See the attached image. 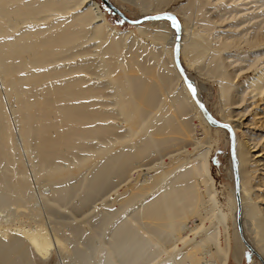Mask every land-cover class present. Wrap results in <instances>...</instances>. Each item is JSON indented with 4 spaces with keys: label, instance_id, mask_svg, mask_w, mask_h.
I'll use <instances>...</instances> for the list:
<instances>
[{
    "label": "bare ground",
    "instance_id": "bare-ground-1",
    "mask_svg": "<svg viewBox=\"0 0 264 264\" xmlns=\"http://www.w3.org/2000/svg\"><path fill=\"white\" fill-rule=\"evenodd\" d=\"M122 1L153 15L172 2ZM167 12L178 20L182 70L216 119L181 58L218 74V120L232 130L242 237L235 231L231 244L210 167L213 142L204 141L212 127L228 130L204 116L178 71L171 18L131 24L144 43L134 30L112 26L96 0H0V264H47L52 250L65 254L70 245L63 229L42 219L36 184L38 192L51 187L50 196L39 195L52 215L76 200L86 207L117 180L130 184L128 195L118 196L113 213L100 210V224L87 232L93 244L77 252L80 264H228L231 257L242 264L246 247L264 264V205L252 186L264 152L240 122L253 111L249 100L264 94V0H185ZM243 45L253 50L240 51ZM163 154L168 167L152 174ZM133 170L143 179H131Z\"/></svg>",
    "mask_w": 264,
    "mask_h": 264
},
{
    "label": "rangeland",
    "instance_id": "rangeland-1",
    "mask_svg": "<svg viewBox=\"0 0 264 264\" xmlns=\"http://www.w3.org/2000/svg\"><path fill=\"white\" fill-rule=\"evenodd\" d=\"M96 1L101 5L102 9L105 11L106 16L109 19V21L111 22L112 26L116 27L117 29H119L121 31L134 30L135 35L138 37V39L145 43V40L143 38H141L139 36V34L136 32V27L134 25H131V24L121 20L118 17V15H116L115 13L110 11L108 8H106V6L102 3L101 0H96ZM110 1L115 6H117L118 8L122 9V11L125 13V15L130 19H138V18L143 17V16L153 15L151 13L145 14L142 11V9L136 7L131 2H124L122 0H110ZM171 1L172 2H170V5L166 9V12L169 11L170 8L178 6L180 3L184 2L185 0H171ZM179 21L181 22L182 20L179 19ZM163 22L167 23V25L169 26V31H172L171 23L167 22V21H163ZM151 25H152L151 23H146V24H143L142 26H151ZM128 42H130V40H128ZM146 43H148V44L150 43L149 45H152L151 42H146ZM243 46L244 47H242L241 48L242 50H240V51H248L249 48H251V51L253 50L252 49L253 47H251L252 45H243ZM185 58L182 56L181 59H183V60H185V62H187V58L186 59ZM251 58H254L253 53H252ZM250 72H251V74H250ZM253 73H254V71L252 69L249 70L246 74H244V76L239 78L236 82L241 81V83H243V80L246 79L247 77L253 76ZM204 97H206V96H204ZM233 98H235V97H233ZM233 98H232V100L235 101V99H233ZM209 99H210V104L208 105L209 109L212 111V113L214 115L216 114L215 116L217 117V119L220 120V117L218 115H220L222 112V106L221 105L216 106V103L218 102V100H217L218 97H216V92H215V96L214 97L210 96ZM251 100H249V102L251 104L247 103L246 105L253 107V111L251 108L249 114L242 117L240 122H242L241 124L242 125L244 124V126H245V128H244V126H242V130L244 129L245 132L247 130H248V132L250 131L249 133L246 132V136H248L250 138H258V142L260 141L259 142L260 145H259L258 149L260 150V148H262L261 150H263V151H261V150L260 151L264 152V139H263V137H264V135H263L264 134V94L260 95L257 99L252 100V102H251ZM6 103L7 102H5V104ZM6 105H9V104H6ZM244 108H246V107H244ZM233 110L239 112V110H235V109H233ZM9 112H10V110H9ZM237 112H236V114L240 115V113H237ZM10 116L12 119L11 113H10ZM236 119H239V118L235 117V120ZM252 120L254 121V124H253ZM235 124H236V122H235ZM212 128H213L212 131L210 132V134L207 136V138L204 141H205V143L213 142V144H212L213 152H212V155L210 157V167H211V172H212V175H213V178L215 181V188L217 190V200H218L219 207H220V209H218V211L222 210L224 212V214L228 217L227 232H228L229 236L231 237V244H233V240H234L233 237H234L235 231H237L239 233L240 238L242 236H241L239 228H238L239 205H238V201H237V192L235 190V185H234V182H235V180H234V167H235V165H233L232 160H231L230 133H229V131H225L223 129H217L215 127H212ZM240 133H241V130H240ZM250 135H252V136H250ZM179 147H181V146H179ZM174 148L178 149L176 147H174ZM175 149H171V150L175 151ZM262 154H263V158H264V153H262ZM163 156H164L163 157V160H164L163 164L158 167L159 169L157 168L154 171H152V174L154 172H158L160 169L167 168L168 167V161L170 160L169 159L170 157L175 158V159L188 157V156H186V154L184 156L183 154L181 155V154H177V153H174L171 156L169 155L170 156L169 158L166 157L165 154H163ZM181 156H183V157H181ZM157 161L158 160H155V162H157ZM142 169H144L142 171V174L148 173L147 171H145V169H146L145 167ZM258 172H262V171H258ZM138 173H140V171L133 170L130 173V175L132 174V176H130L131 179L137 178L136 180H142L144 176L140 175L141 178H138L139 177ZM262 173H255L253 175L254 180L252 181V183H253L252 186L254 187L255 193H257L260 196L262 195L260 197L259 201H260L261 205H264V181H262L264 179V176H263L264 173L263 174ZM261 181L263 182V184L261 183ZM117 182H122V181L121 180L115 181V184L113 185L114 188H110L111 190L108 189L110 192L108 190L104 191L101 195H99V197H96L88 205H86V207L80 208V206H78L79 207L78 208L77 207L78 201L76 200L77 203H76V201H74L73 204L71 203V204L67 205L68 207L65 208L66 210L65 209L64 210L54 209L55 211L50 210L52 215L50 213L49 214L52 216V219H51V217H49L50 215L47 213V212H49V210L46 211V206L42 201L43 196L41 197L39 195L40 193L42 194V192H44L43 193L44 195L50 196L51 192H52L51 187L47 186L45 188L44 186H42L41 191L38 192L37 190H39L38 189L39 187L36 186L37 184L35 185V182H34L35 186L34 185L33 186L36 188V191H34L35 192V198H36L37 202L39 203L38 206H39V209L42 213V219L45 220L47 226H49V227L52 223L53 225H58V227H60L61 230L63 229L64 230V231L62 230L63 237L65 239V236H66L68 239V240H66V241H68L67 244L70 243V245H67L68 248H67L65 254L66 253H68V254H66V255L64 254V252L62 253L59 251L52 250L50 257L47 260L48 261L47 264H66V263L67 264H80L79 260L77 259V258H79V256L77 255L78 254L77 252H79V251L83 252L93 244V240H92L93 238L90 237L91 236L90 234L93 231L92 229H95L100 224L99 219L101 221V219H102L101 215H102L103 211L108 212V209H110V207H111V210H109V212L111 211V213H113L114 211L119 209L118 207L120 206V203L118 204V202H117L118 196L121 195L120 198H123L126 194L128 195V192H126V191H127V189H129L130 184L127 186L128 182L127 183L125 182V184L121 183L122 185L120 186V185H117V184H120ZM258 183H259V185L262 184V186H258ZM234 190H235L236 194L233 196L232 191H234ZM116 191H119V192H117V194H116ZM107 192H108V194H107ZM118 193H120V194H118ZM152 197H154L153 194H150L144 199V201H150ZM233 200H234V202H233ZM239 201H240V208H241L240 197H239ZM74 205H76L75 208L73 207ZM234 205H236V210H237V211L235 210V212L233 211ZM89 206L91 209L92 208L93 209L91 210L89 208ZM94 208H95V210L96 209L97 210L95 211ZM102 208L104 210H102ZM87 210H88V212H87ZM100 210H102V213L100 212ZM13 213H14V211H13ZM233 216H235V221L232 218ZM49 218L52 221H50ZM24 219H25L24 221L27 220L29 222L28 218H24ZM241 221H242L241 226L243 227L242 228V235L244 237V240L248 244H250V243H252V241H251L252 236L249 232L246 231V229L243 225L244 219H241ZM53 222H55V223H53ZM85 225H86V227H85ZM89 230L91 232H89ZM77 231L78 232L79 231H83V232L86 231V233L84 232V234H86V235L85 236L82 235L83 232H81V234L79 233V236H78ZM73 232L74 233L76 232L77 234H74ZM87 232H89L90 234ZM242 242L245 243L244 241H242ZM90 243H92V244H90ZM78 245L82 248H80ZM72 246H73V248H72ZM75 247H77V248H75ZM78 247H79V249H78ZM255 250L257 252H259L257 249H255ZM254 260L257 262V264H261L260 261L255 257V255H253L251 253V251H249L248 248L246 247V256L244 258L243 264H253ZM228 264H236V263L234 262V260L231 257L228 260Z\"/></svg>",
    "mask_w": 264,
    "mask_h": 264
},
{
    "label": "water",
    "instance_id": "water-1",
    "mask_svg": "<svg viewBox=\"0 0 264 264\" xmlns=\"http://www.w3.org/2000/svg\"><path fill=\"white\" fill-rule=\"evenodd\" d=\"M102 2L106 6V8L111 10L113 13L117 14L118 17H120L121 20H123V21H125L127 23H130V24H138V23H141V22L146 21V20L161 19V18H164V17H167V16L169 18H173L174 17L176 19V21H177V23L175 24V28H176V42L174 43V47H173V58H174V62H175V65H176L178 71L180 72L182 78L184 79L187 87L190 89V92L192 93L193 97L195 98V93L192 90L191 83H190L189 79L187 78V76L185 75L184 71L182 70L181 64H180L179 59H178L177 50H178V38H179V34H180V29H179V24H178V20H177L176 16L174 14L170 13V12H164L162 14H157V15L143 16V17H140L138 19H130L126 15H124L120 10H118L113 4L108 2L107 0H102ZM196 103L198 104L199 108L204 112V116L212 124L227 129L229 131L230 135L232 136V130H231V127L229 125H226L225 123H223V122L219 121L218 119L214 118L209 112L205 113L204 107L200 104V102L197 99H196ZM230 153H231V160H232V163H233L234 154H233L232 139L230 140ZM234 180H235V182H234L235 189H237L238 188V178H237L236 169H234ZM238 228L240 229L239 221H238Z\"/></svg>",
    "mask_w": 264,
    "mask_h": 264
},
{
    "label": "crops",
    "instance_id": "crops-1",
    "mask_svg": "<svg viewBox=\"0 0 264 264\" xmlns=\"http://www.w3.org/2000/svg\"><path fill=\"white\" fill-rule=\"evenodd\" d=\"M236 49H233L232 50V52L233 53H236ZM182 64H183V67L186 69V71H187V73H188V76H189V78L191 79V81L193 82V84L195 85V87L199 90V93H200V96H201V99H202V102H203V104H205V106H207L208 107V105L210 104V99H209V97L210 96H215V92H216V97H218V102L216 103V106H219V105H221V99H220V96L218 95V93H219V91H218V80H219V78L217 77V78H215L216 77V75H218V74H215L216 73V71H215V73H213L214 71H213V69L215 68V67H213V69L211 70L210 68H208V64H207V67H205V65L203 64L202 66H197V68L199 69H197V68H189V66H188V60H187V63L182 59ZM187 64V65H186ZM212 64V63H211ZM188 68H187V67ZM200 67L202 68V69H200ZM208 68V69H207ZM192 71H191V70ZM198 71H196V70ZM206 69V70H205ZM210 69V70H209ZM231 68H230V66H228V71L230 72V73H232V69L230 70ZM208 71H209V73H208ZM211 71H213V72H211ZM213 74V77L211 76L212 74ZM202 73H204L203 74V76H201L202 75ZM207 73V74H206ZM206 74V75H205ZM214 74H215V77H214ZM250 74H251V72H250ZM209 77H208V76ZM219 75H220V72H219ZM205 76V77H204ZM203 77V78H202ZM210 77H212V79L210 78ZM215 81V82H214ZM197 84H196V83ZM201 88V89H200ZM204 96H206V97H204ZM206 98V99H205ZM232 102H234L233 100H232ZM208 109H209V107H208ZM210 110V109H209ZM211 111V110H210ZM212 112V111H211ZM214 115V114H213ZM216 115V114H215ZM245 256H246V254H245ZM245 256H244V258H245ZM233 259V258H232ZM234 260V259H233ZM236 264H238L236 261H234ZM243 262H244V259H243V261H242V264H243Z\"/></svg>",
    "mask_w": 264,
    "mask_h": 264
},
{
    "label": "snow or ice",
    "instance_id": "snow-or-ice-1",
    "mask_svg": "<svg viewBox=\"0 0 264 264\" xmlns=\"http://www.w3.org/2000/svg\"><path fill=\"white\" fill-rule=\"evenodd\" d=\"M172 19V23L173 24H176L177 23V21H176V19L173 17V18H171ZM194 90V89H193Z\"/></svg>",
    "mask_w": 264,
    "mask_h": 264
},
{
    "label": "trees",
    "instance_id": "trees-1",
    "mask_svg": "<svg viewBox=\"0 0 264 264\" xmlns=\"http://www.w3.org/2000/svg\"><path fill=\"white\" fill-rule=\"evenodd\" d=\"M101 6V5H100ZM102 8V7H101ZM103 10V9H102ZM104 11V10H103ZM105 12V11H104ZM105 15H106V13H105ZM106 18H107V16H106ZM107 20L109 21V19L107 18ZM110 22V21H109ZM111 23V22H110ZM112 25V24H111Z\"/></svg>",
    "mask_w": 264,
    "mask_h": 264
}]
</instances>
